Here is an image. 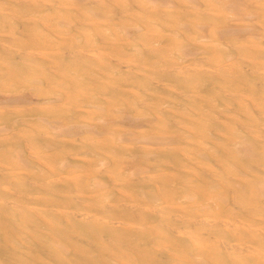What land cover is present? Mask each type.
<instances>
[{
    "label": "bare ground",
    "instance_id": "6f19581e",
    "mask_svg": "<svg viewBox=\"0 0 264 264\" xmlns=\"http://www.w3.org/2000/svg\"><path fill=\"white\" fill-rule=\"evenodd\" d=\"M0 80V264H264V0H0Z\"/></svg>",
    "mask_w": 264,
    "mask_h": 264
},
{
    "label": "rangeland",
    "instance_id": "374dc122",
    "mask_svg": "<svg viewBox=\"0 0 264 264\" xmlns=\"http://www.w3.org/2000/svg\"><path fill=\"white\" fill-rule=\"evenodd\" d=\"M11 8V7H10ZM0 87H1V80H0ZM32 98V97H31ZM34 98V97H33ZM43 106H45V105H43ZM27 116H29V115H27ZM40 120H36L35 121V124H40ZM5 125H7L8 127H11V125H10V123H11V120H9V121H7V122H3ZM57 151H60V150H57ZM69 153H71V152H69ZM71 154H73V152L71 153ZM71 154H69V155H71ZM90 156V155H89ZM91 158H94V157H92L91 156Z\"/></svg>",
    "mask_w": 264,
    "mask_h": 264
}]
</instances>
